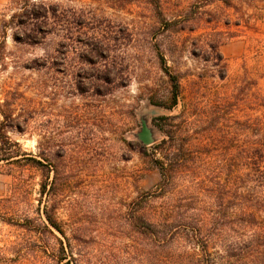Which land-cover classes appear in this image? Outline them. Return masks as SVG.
I'll use <instances>...</instances> for the list:
<instances>
[{
	"label": "rangeland",
	"instance_id": "374dc122",
	"mask_svg": "<svg viewBox=\"0 0 264 264\" xmlns=\"http://www.w3.org/2000/svg\"><path fill=\"white\" fill-rule=\"evenodd\" d=\"M237 23L207 0H0V264H264V12ZM45 212L66 238L9 223Z\"/></svg>",
	"mask_w": 264,
	"mask_h": 264
},
{
	"label": "trees",
	"instance_id": "16d2710c",
	"mask_svg": "<svg viewBox=\"0 0 264 264\" xmlns=\"http://www.w3.org/2000/svg\"><path fill=\"white\" fill-rule=\"evenodd\" d=\"M208 2L214 3V2H221L225 5L226 8L228 9H233L235 12V15L238 16V23L234 24L235 26H244L247 30H251L252 28V23L255 21V18L259 16L260 13L264 12V0H207ZM156 5L159 4V1H155ZM43 7V6H42ZM44 8V16L46 19L49 18V11L47 10L46 7ZM159 16L163 19V12L158 11ZM172 24H169V27H171ZM166 63L164 62V59L162 58V65L164 67V70L168 74V68L165 65ZM170 78V82L172 85V91H171V98H170V104H165V103H160L158 104L161 107H164L166 109H173L178 105L179 98H180V81L178 76H173V75H168ZM158 120L160 121H167V118H159ZM3 141H5V138H2ZM7 141V140H6ZM166 141H163L162 144H154L151 147H146L142 146V150L144 151L145 155L149 154V151L153 150H160L162 149V145H165ZM171 148H167V152L170 151ZM259 157L262 159L263 162H260L261 164L258 166V168H263L264 169V152L259 153L256 158ZM3 159L0 158V161ZM39 163V162H38ZM158 168L161 172L162 175V182L165 183L166 180L168 179V168L165 162H158ZM40 164V163H39ZM261 170V169H260ZM45 193V184H42L41 186V195ZM45 222L40 223V226L34 227L33 221L30 220L29 218L26 219L23 223L19 222H9L12 225H15L17 227H20L26 231H30L33 233H38L39 235L43 234V230L46 233H49L54 236V231H57L60 233L63 237L66 238V232L61 228L60 224L58 223V219L53 215L50 214L49 212H45ZM57 238V237H56ZM61 243V252H60V257L58 260L60 262L67 261L68 258H73L75 259L69 252H67L66 248L64 247L63 242ZM69 263V262H66Z\"/></svg>",
	"mask_w": 264,
	"mask_h": 264
},
{
	"label": "water",
	"instance_id": "95a60500",
	"mask_svg": "<svg viewBox=\"0 0 264 264\" xmlns=\"http://www.w3.org/2000/svg\"><path fill=\"white\" fill-rule=\"evenodd\" d=\"M137 139L145 146H151L156 142L154 131L149 127L147 119H142L141 131L137 134Z\"/></svg>",
	"mask_w": 264,
	"mask_h": 264
}]
</instances>
